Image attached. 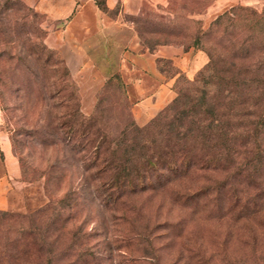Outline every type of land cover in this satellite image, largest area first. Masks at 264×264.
<instances>
[{
  "label": "trees",
  "instance_id": "obj_1",
  "mask_svg": "<svg viewBox=\"0 0 264 264\" xmlns=\"http://www.w3.org/2000/svg\"><path fill=\"white\" fill-rule=\"evenodd\" d=\"M96 4L110 16L120 8L109 9L105 0ZM166 7L173 11L171 0ZM8 9L13 12L10 29L1 16ZM124 14L151 52L160 44H178L208 55L192 76L170 58L156 57L166 78L176 77L167 76L163 61L182 73V84L143 124L133 117L119 70L114 74L119 81H105L93 110L84 113L67 63L45 42V14L24 0H0V60L10 62L0 67V84L21 91L25 133L60 150L44 172L47 181L66 178L75 159L79 166L77 182L42 206L25 213L0 209V264L101 261L87 241L91 233L73 222L84 194L99 199L113 223H126L114 237L116 264H213L219 246L205 254L201 243L184 241L191 232L182 228L171 258L161 259L175 240L168 233L159 236L158 230L185 223L166 217L150 222L146 200L153 197L166 195L193 211L206 203L219 219L234 214L237 221L257 214L264 219V5H233L205 29L192 19L194 29L188 33L181 26L168 27L165 14ZM33 112L37 125L31 123Z\"/></svg>",
  "mask_w": 264,
  "mask_h": 264
},
{
  "label": "rangeland",
  "instance_id": "obj_2",
  "mask_svg": "<svg viewBox=\"0 0 264 264\" xmlns=\"http://www.w3.org/2000/svg\"><path fill=\"white\" fill-rule=\"evenodd\" d=\"M171 1L173 4L171 13L167 10V1L160 7L146 3L141 8V13L147 16H153L155 13L165 14L171 21L169 23L166 22L168 27L181 26L182 30L188 33L194 29L192 19L199 20V24L205 29L218 14L233 5H249L257 9L264 5V0ZM12 14L11 9L1 13V16H4V19L8 22V29L11 28ZM110 14L114 15V12L111 11ZM127 16L123 14V17ZM45 20L42 22L43 25H45ZM56 24V22L47 20V25L49 26L55 28ZM96 30L97 28L94 26L93 31ZM90 41L98 43L99 39L93 37ZM96 47L97 49L100 48ZM101 48L103 47L101 46ZM107 48L109 52L102 59L105 62L104 69H100L97 72V80L101 79L102 81H77L78 78L72 75L79 87L81 109L86 114L93 110L97 92L103 87L105 81H119L114 77V74L118 71L120 47L111 43L110 47L108 45ZM204 53L206 54L205 51ZM206 56L208 59L207 54ZM6 61L0 60V67L2 65L7 66L10 63ZM163 65L167 70V76L174 74L176 77L175 81H171L173 98L177 87L182 84V73H174L173 66L168 62L163 61ZM0 90L2 100H0V209L21 213L30 212L48 202L52 195L55 197L60 196L69 185H74L77 182L78 161L76 159L72 161L66 178L55 182L47 181L44 172L49 163L60 156V150L57 147L48 146L40 142L36 136H28L25 133L22 121L23 111L20 106L22 101L20 97L21 91H17L15 87L7 89L2 84H0ZM126 91L130 105H133L134 100L138 96L140 97L144 94V90L133 88L130 82H126ZM108 98L113 101L115 95L110 93ZM32 116L34 117H32L31 123L37 125L38 122L34 120L39 118L38 114L33 112ZM146 201L150 212H152L150 214V222L154 221V219H164L165 217L172 221L181 219L184 221L185 227H187L185 228L182 225L178 229L172 227L169 230H164V228L158 230L159 236L168 233V237H172L175 240L172 242V246L164 249L163 253L161 252L162 260L171 258L172 249L177 245L176 242L179 239L176 234L182 228L181 231H184V233H186L185 230L189 231V233L191 232L190 237L184 239V241L192 245L201 243V248H203L205 254H209L214 248L219 246L217 250L219 253L217 252L211 258V263L213 264H264V219H259L260 217H257L258 214L255 218L249 217L245 221L235 220L237 216L235 214L219 219L212 216V212L208 210L206 203L200 206L201 209H197L199 211H193L194 209L191 207H182L179 203H174L166 195L153 197ZM157 206H160L159 210H155ZM73 222L77 223V225L81 224L83 231L91 233L87 237V241L92 245L95 253H101L102 255L101 261L99 260L98 263L94 264H116L119 256L118 244L114 237L126 230V223L120 221L113 223L109 219L108 209L91 194H84L81 198L78 209L74 213ZM64 241L67 242L68 239ZM64 245L61 242L60 247ZM122 247L125 248L124 246ZM226 257H231V260L228 261ZM220 258H223V260L221 261ZM65 259L69 258H62L60 261L63 262ZM195 261L191 260V264H201ZM202 264L209 263L203 262Z\"/></svg>",
  "mask_w": 264,
  "mask_h": 264
},
{
  "label": "crops",
  "instance_id": "obj_3",
  "mask_svg": "<svg viewBox=\"0 0 264 264\" xmlns=\"http://www.w3.org/2000/svg\"><path fill=\"white\" fill-rule=\"evenodd\" d=\"M24 1L45 14L48 29L45 42L60 51L77 81H102L97 80V72L104 69L102 59L109 52L108 45L120 47L118 70L122 79L133 88L144 90L132 105L138 124L145 123L173 96V78H166L158 69L156 57L170 58L188 76L207 61L201 49H184L178 44H160L152 52L145 49L133 26L123 17L124 13H137L146 3L161 5L167 0H105L109 9L119 4L114 16L101 10L96 0ZM47 20L56 22V27L47 25ZM93 37L99 39L98 43L90 41Z\"/></svg>",
  "mask_w": 264,
  "mask_h": 264
}]
</instances>
